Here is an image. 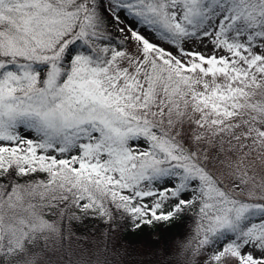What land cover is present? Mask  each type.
Returning a JSON list of instances; mask_svg holds the SVG:
<instances>
[{
  "label": "snow or ice",
  "instance_id": "1",
  "mask_svg": "<svg viewBox=\"0 0 264 264\" xmlns=\"http://www.w3.org/2000/svg\"><path fill=\"white\" fill-rule=\"evenodd\" d=\"M258 160L264 0H0V264L188 213L158 264H264Z\"/></svg>",
  "mask_w": 264,
  "mask_h": 264
},
{
  "label": "rangeland",
  "instance_id": "2",
  "mask_svg": "<svg viewBox=\"0 0 264 264\" xmlns=\"http://www.w3.org/2000/svg\"><path fill=\"white\" fill-rule=\"evenodd\" d=\"M262 164H264V161L258 160L256 162V168H261ZM191 216V213H188L187 217L180 216L177 220L178 229L172 232L170 222H159L151 227H146L145 231H133V234L128 231L120 232L118 230L114 234L115 238L112 243V248L115 251L116 244H121L125 255L119 256V258L116 256L112 257V264H158L157 257L153 253L158 250H163L166 245H172L175 248L177 241L182 240L190 233L192 228ZM100 227L102 226L97 225L94 221H85L80 226L73 224L69 229V233L72 231H85L91 236L93 230L98 231ZM182 232L183 235H181ZM123 239L127 240L128 243L125 244ZM102 247V244L96 245L97 250ZM69 250H71V245L69 246ZM103 256L104 253L101 252L97 264H104ZM66 260V257L65 260L56 259L55 264H66ZM6 264H36V261L28 256V249L26 247L22 256H18L15 253L11 254L6 260Z\"/></svg>",
  "mask_w": 264,
  "mask_h": 264
},
{
  "label": "trees",
  "instance_id": "3",
  "mask_svg": "<svg viewBox=\"0 0 264 264\" xmlns=\"http://www.w3.org/2000/svg\"><path fill=\"white\" fill-rule=\"evenodd\" d=\"M177 220L178 219H174V220H172V221H170V225H171V232L173 231V230H175V229H178V226H177V224H178V222H177ZM146 230V227L144 228V229H142L141 231H145ZM132 233V232H131ZM134 233V232H133ZM132 233V234H133Z\"/></svg>",
  "mask_w": 264,
  "mask_h": 264
}]
</instances>
